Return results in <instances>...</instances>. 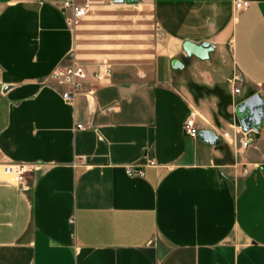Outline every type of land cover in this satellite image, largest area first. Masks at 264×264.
I'll list each match as a JSON object with an SVG mask.
<instances>
[{
  "label": "crops",
  "instance_id": "obj_1",
  "mask_svg": "<svg viewBox=\"0 0 264 264\" xmlns=\"http://www.w3.org/2000/svg\"><path fill=\"white\" fill-rule=\"evenodd\" d=\"M116 1L72 28L61 0H0V163L36 168L26 190L0 178V264H264V127L244 153L184 133L193 112L201 131H231L240 103L264 100V0ZM185 43L212 44L211 60ZM226 47L254 90L231 121ZM74 50L94 94L70 105L48 78Z\"/></svg>",
  "mask_w": 264,
  "mask_h": 264
},
{
  "label": "built area",
  "instance_id": "obj_2",
  "mask_svg": "<svg viewBox=\"0 0 264 264\" xmlns=\"http://www.w3.org/2000/svg\"><path fill=\"white\" fill-rule=\"evenodd\" d=\"M233 2L237 12H243L252 5L248 0H233ZM60 9L64 15L70 16L72 28H76L91 13L92 3L91 0H61ZM111 73V63L104 61L99 65L98 70L94 72L93 77L98 81H102L109 78ZM88 76V65L79 59L77 51L74 50L68 55L65 62L54 70L48 81L60 89L64 102L73 105L80 96H92L94 94V91L87 89ZM235 93L239 95L240 91L236 90ZM107 111H111V108H108ZM197 117L196 113L193 112L186 121L184 133L187 137L198 139L201 129L197 125ZM203 122L208 124L206 121ZM77 128L79 130L85 129L82 125H78ZM215 132L221 139L235 148L238 153H244L253 146V142L248 136L249 133H244L238 124L232 125L231 131L215 130ZM145 159L147 166L156 167L154 160L147 159V157ZM142 168L143 166L129 167L127 168V174L130 176H143ZM35 169V166L32 165L0 163V178L10 180L26 190L29 188V178ZM249 173V166L244 165L243 177L248 176Z\"/></svg>",
  "mask_w": 264,
  "mask_h": 264
},
{
  "label": "water",
  "instance_id": "obj_3",
  "mask_svg": "<svg viewBox=\"0 0 264 264\" xmlns=\"http://www.w3.org/2000/svg\"><path fill=\"white\" fill-rule=\"evenodd\" d=\"M121 1L118 0L116 3H120ZM183 50L188 59L196 58L202 62H209L215 47L208 43L201 45L185 43ZM186 67L187 64L179 59L172 61V69L176 73H182ZM235 114L244 133H258L264 127V100L259 94H256L240 103L235 108ZM198 138L210 145L218 146L221 143L220 137L210 130L201 131Z\"/></svg>",
  "mask_w": 264,
  "mask_h": 264
},
{
  "label": "rangeland",
  "instance_id": "obj_4",
  "mask_svg": "<svg viewBox=\"0 0 264 264\" xmlns=\"http://www.w3.org/2000/svg\"><path fill=\"white\" fill-rule=\"evenodd\" d=\"M92 3V11L89 14L87 18H85L84 23L87 21L90 22L92 19L98 18L100 15L108 12L109 9L114 8L112 7V0H91ZM108 8V9H107ZM107 10V11H106ZM133 19V18H132ZM116 22H123L122 19L120 21L116 19ZM138 29H135L134 32H138ZM149 31L151 32H156V29H150ZM117 47L116 44H112L111 46ZM130 50L138 51L139 49L132 48ZM142 50V49H141ZM111 63L109 60H103ZM219 72H220V77L219 81L222 84L223 83V89L219 90V95H221V98L224 100L223 103L220 105V114L219 116L223 119H226L227 121H231L233 115L228 112V108L236 104L244 98L246 95H251L254 90L247 85L246 81L244 78L239 74V72L236 70L235 66L232 63L231 59V53H230V48L226 47V50L224 52V57L222 60L219 61ZM236 90L240 91V94L237 95L235 92ZM235 116V113H234ZM219 118L216 117L215 119V124L217 126H220L219 123ZM206 127H209V125H206Z\"/></svg>",
  "mask_w": 264,
  "mask_h": 264
}]
</instances>
